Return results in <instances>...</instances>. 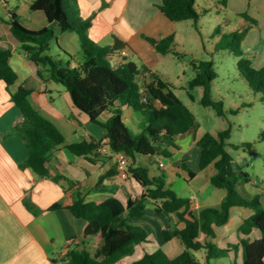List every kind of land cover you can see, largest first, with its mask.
Returning a JSON list of instances; mask_svg holds the SVG:
<instances>
[{
  "label": "trees",
  "instance_id": "obj_1",
  "mask_svg": "<svg viewBox=\"0 0 264 264\" xmlns=\"http://www.w3.org/2000/svg\"><path fill=\"white\" fill-rule=\"evenodd\" d=\"M7 3V0H0ZM197 0H162L159 5L161 13L170 21L192 19L198 23L200 13L196 7ZM227 0L221 4L226 5ZM30 11H44L50 24L41 29H31L20 22L19 14L9 8L10 29L13 36L20 43L22 51L37 67V74L45 82L48 80L62 84L70 93L73 103L85 112L96 124L107 130L106 138L99 140H82L69 142L63 131L38 108L30 96L33 88L18 82V72L11 65L13 55L11 48L0 45V82L6 83L11 99L19 107L23 120L15 125V133L20 135L27 146L28 157L22 164L30 168L41 178L60 182L62 176H52L48 167L51 153L59 147H66L77 156H83L91 163H97L103 155L105 145L114 154L123 153L131 160L127 165L129 177H132L142 188L140 196H130L126 203L111 196L104 201H86L80 197L76 200L56 202L49 210L67 208L77 218L89 222L98 221L100 230L97 236L102 244L92 255L85 247L75 243V238L69 240L64 259L54 260L56 264H115L125 256L133 253L137 244L147 242L149 232L140 225L130 222V218L143 217L150 201H154L159 214L169 216L175 214L178 222H184L182 228L173 231H163L165 240L173 236L178 237L185 249L175 258L162 249L153 253H145L143 257L129 264H203L197 259L195 252L206 251V264H217L214 259L227 257L232 250L218 246L213 240L216 238L215 226H222L229 222L231 208L234 206L249 208L252 215L246 218L239 227L244 235L239 244L243 248L244 260L242 264H264V204L260 195L246 198L239 187L251 182L252 177L241 168L236 171L233 157L227 147L232 144L231 128L220 129L216 134L204 133L197 144L201 147L200 169L211 164L215 173L211 176V183L226 190V195L219 207H206L197 216L193 213L194 200L179 196L168 186L165 170L160 167L158 175H152L150 169L136 163L137 155L146 157H172L171 148L176 147L179 136L196 126L193 111L183 102L171 87V83L162 76L145 67L144 90L136 82L140 70L130 71L127 57L116 68L113 67L111 56L116 52L113 46H100L89 36L93 24V17L84 19L79 16L77 0H34L29 5ZM241 16L249 24L240 32L233 35L222 34L215 45L216 50H231L238 57V67L250 88L260 94L264 101V67L256 68L250 58L246 57L243 47L250 24L255 23L248 14ZM77 32L81 45V57L64 61L50 55L53 40L58 41L57 32ZM221 33L220 30L217 31ZM235 39H234V37ZM157 51L162 53L174 52L175 36L170 34L156 39L147 37ZM195 77L189 87H203L202 104L212 107L220 116H225V106L222 100L213 97V83L217 72L213 61H194ZM15 87L14 90L11 88ZM130 107L141 117L143 123L139 133H133L126 125L123 108ZM110 113L107 120L102 116ZM264 141V130L259 137ZM250 143H244L248 145ZM112 157L114 155H111ZM158 163V161H157ZM118 163L106 171L101 179L117 173ZM180 166L193 179L197 172L189 168L185 161ZM259 229L260 238L252 240L249 234L253 229ZM201 233L211 238L202 242ZM235 264V263H234Z\"/></svg>",
  "mask_w": 264,
  "mask_h": 264
},
{
  "label": "crops",
  "instance_id": "obj_2",
  "mask_svg": "<svg viewBox=\"0 0 264 264\" xmlns=\"http://www.w3.org/2000/svg\"><path fill=\"white\" fill-rule=\"evenodd\" d=\"M33 1H26L25 5L16 2L15 7L11 6L10 0L2 4L6 7L9 18H11L10 8L14 9L21 19L27 17L28 12H30L29 5ZM77 1L79 16L84 19L93 17L89 36L94 42L100 46H113L115 48L117 41H120L118 45L121 48L115 49L116 52L111 56V59L118 54L123 57L118 66L124 62L125 57L129 56L131 49L129 43L134 35L141 33L145 39L147 37L160 39L172 34L161 33L159 37H155L148 33L149 24L158 16H164L159 8L162 0ZM206 1L215 2L237 16L246 13L252 19H255V23L250 24V30L243 41V47L246 57L251 59L254 67H264V0H227L225 6L221 4L222 0ZM29 14V21H33L34 16L39 14V17L47 22L43 27L50 24L44 11H35ZM245 25L248 26L249 24L246 23ZM10 39L11 37H7L8 42H15L12 39L10 41ZM4 43V40L0 38V45L5 47ZM124 51L127 52L126 56L123 54ZM19 56H23L24 65L29 66L30 71L27 78L20 79L21 76L18 70L15 69L19 75L17 86L23 84L33 88L30 96L32 104L63 131L69 142L106 138L107 130L91 121L85 112L77 108L68 91L64 98L69 110H66L62 105L59 106L56 100L51 97L54 90L51 87L53 81L48 80L45 82L40 78L37 74L36 65L27 58L24 52ZM12 58L13 55L10 59L13 66ZM29 81H31L30 85L27 84ZM11 89L14 90L15 87ZM123 111L132 120L136 121L132 108L124 107ZM109 117L110 113H105L102 119L107 120ZM22 120L23 116L19 107L11 99L6 83L1 81L0 264H56L54 260L64 259L63 257L69 249V240L72 238H75V243L79 244L80 247H85L93 255L97 247L102 244V241L98 238L97 233H86L89 221L77 218L67 208L49 210V207L56 202L72 201L80 197L86 201L101 202L114 196L126 203L130 196H140L143 188L132 177L121 178L119 165L115 175L101 179L106 171L115 163H118L116 156L112 157L104 151L97 163H91L85 157L75 155L66 147L56 148L50 155L48 167L52 176L60 175L62 179L60 182H56L52 179L39 177L30 168L22 167L28 157V149L24 139L15 133V125ZM197 126L196 124L194 128L179 136L176 147H172L170 150L172 157H177L175 160L176 165L171 169V172L183 179V182L190 183L203 172H209L207 173L208 180L201 186L200 193L198 192L192 196L195 203L193 213L198 216L201 210L206 207H219L226 195V190L211 183V176L215 173V167L212 164L203 170L200 169L201 147L197 144V140L203 134H197ZM81 131L82 133L79 134ZM105 142H107V139H105ZM105 148H108V145H105ZM191 152L196 157V168L190 167L187 162L189 160L188 154ZM147 158L150 157L137 155L136 163L148 168V163L145 161ZM183 161L189 168L197 172L195 178L192 179L188 172L180 166ZM158 162L165 164L162 169H168L164 160H158ZM130 163L131 160L127 158V165ZM151 163L153 161L149 162V164ZM167 183L169 186L168 178ZM250 183L255 184L256 181L251 180ZM252 213L253 211L249 208L234 206L231 208L229 222L222 226H215L216 238L213 241L218 246L236 245L231 246L232 250L227 256L230 264L243 263V248L239 242L244 235L239 227ZM159 221L161 222L162 231L165 229L173 231L175 228L184 226V222H178L175 214L169 216L159 214L155 209L154 201L149 202L146 214L143 217L130 218V222L144 226L150 235V230H154ZM234 229L237 231L236 234L230 236V230ZM150 235L147 242L151 241ZM261 236L262 233L257 228L249 234L252 240ZM199 239L202 242L211 240L204 233L200 234ZM166 242L165 252L170 258L177 257L185 249L176 236L166 240ZM144 243L139 245L145 250V246L142 245ZM144 253L142 251L143 255ZM204 257L206 260V251ZM215 262L223 264L219 259Z\"/></svg>",
  "mask_w": 264,
  "mask_h": 264
},
{
  "label": "rangeland",
  "instance_id": "obj_3",
  "mask_svg": "<svg viewBox=\"0 0 264 264\" xmlns=\"http://www.w3.org/2000/svg\"><path fill=\"white\" fill-rule=\"evenodd\" d=\"M26 1L33 0H10L11 6H16V2L25 5ZM0 1V38L4 40V46L11 48L13 52L12 64L18 70L21 78H27L30 71L29 66L24 65L23 54L20 43L10 33V18L8 11ZM197 10L200 13L198 23L188 19L183 21H169L164 16H158L149 24L148 33L159 37L161 33L174 34L175 50L177 53H162L156 50L154 45L145 39L141 33L134 35L130 44V54L127 57L129 62L136 64L140 70L136 82L144 90L145 67L158 72L164 80L171 83L172 89L183 100V102L193 111L196 124L198 125L197 134L202 135L206 132L216 134L218 130L231 128V138L229 141L235 146L229 145L228 151L233 157V166L236 171L239 168L249 173L255 184L246 183L239 187L241 193L246 198H252L256 194L260 195L264 204V141L260 140L261 131L264 130V101L260 99V94L254 92L247 80L244 78L238 67V57L231 50H216L215 45L220 41L222 34L233 35L234 32H240L246 27V20L227 10L215 2L206 0L196 1ZM35 12V11H30ZM22 17L20 22L28 28L39 29L44 26L45 19L34 16L33 21H29L30 16ZM43 14V12H41ZM34 15V14H33ZM245 26V27H244ZM220 30L221 33L217 31ZM58 41L53 40L50 55L57 59L68 61L71 59L68 52L76 59L81 57V45L79 34L77 32H57ZM7 37L15 42H8ZM234 37V36H233ZM10 39V41H12ZM235 39V37H234ZM14 44V45H13ZM26 59V58H24ZM123 57L116 55L111 59L112 65L116 68ZM213 61L217 72V77L213 83V97L222 100L225 106L226 115L220 116L212 107H206L202 104L203 87H189L190 81L196 75L194 61ZM31 81L27 84H31ZM54 90L51 93L57 104L62 105L69 110L65 102L66 88L55 81L51 85ZM71 107V106H70ZM124 121L133 133H139L142 130L143 123L139 114L134 113L132 120L128 114L124 113ZM79 132V134H81ZM80 136V135H79ZM244 143H250L244 145ZM179 156V155H177ZM177 157L154 156L145 159L151 174L158 175L160 166L158 160H164L168 169L165 174L169 180V187L179 196L192 198L196 193H200L201 186L207 182L208 171L200 174L198 178L190 183L183 182V179L175 176L171 172ZM188 163L190 167L196 168V157L194 153L188 154ZM149 164V162H152ZM161 222L156 225L154 230H150V242L144 243L145 250L137 244L132 254L125 256L115 264H129L143 257L145 253H153L159 249L166 251L167 242L161 228ZM236 230H230L229 235L234 236ZM164 244V245H162ZM144 253V254H145ZM197 259L203 264L205 260V250L195 252ZM127 259V260H125ZM61 261V258H59ZM223 264H230L228 257L220 258ZM215 261V259L213 260Z\"/></svg>",
  "mask_w": 264,
  "mask_h": 264
},
{
  "label": "built area",
  "instance_id": "obj_4",
  "mask_svg": "<svg viewBox=\"0 0 264 264\" xmlns=\"http://www.w3.org/2000/svg\"><path fill=\"white\" fill-rule=\"evenodd\" d=\"M123 54L126 56L127 52L124 51ZM103 151L108 154V155H114L117 157V161L119 164V175L121 178H128L129 177V173L127 171V157L123 154V153H116L114 154L112 152V150L108 147V148H103ZM161 168L165 167V164L163 162L159 163Z\"/></svg>",
  "mask_w": 264,
  "mask_h": 264
},
{
  "label": "water",
  "instance_id": "obj_5",
  "mask_svg": "<svg viewBox=\"0 0 264 264\" xmlns=\"http://www.w3.org/2000/svg\"><path fill=\"white\" fill-rule=\"evenodd\" d=\"M119 42L120 41L118 40L117 43L115 44V49L121 48V46L118 45ZM128 65H129L131 72H134L137 69L136 64L133 62H129ZM99 230H100V223L98 221L94 220V221L89 222V225L86 229V233L87 234H94V233H97Z\"/></svg>",
  "mask_w": 264,
  "mask_h": 264
}]
</instances>
